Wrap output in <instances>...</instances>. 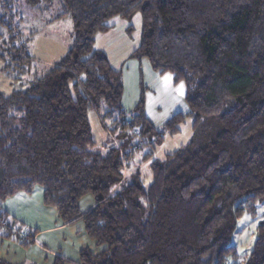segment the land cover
<instances>
[{
	"label": "trees",
	"instance_id": "obj_1",
	"mask_svg": "<svg viewBox=\"0 0 264 264\" xmlns=\"http://www.w3.org/2000/svg\"><path fill=\"white\" fill-rule=\"evenodd\" d=\"M62 2L56 17L70 14L74 37L61 59L43 65L15 33L5 38L13 64L29 77L25 87L0 92V236L34 243L37 228L4 202L41 186L59 221L82 220L100 247L80 249L79 264H264V219L245 259L232 239L238 217L257 215L264 200V0ZM138 11L142 37L133 55L187 87L190 110L175 112L164 129L146 114L144 98L127 118L121 70L95 46L112 17ZM103 106L110 117L120 114L112 120L120 140L106 150L96 147L88 114ZM188 115L191 140L155 157L156 144L180 131ZM142 144L151 146L148 184L140 170L127 169ZM87 194L96 204L82 209ZM0 264L40 263L0 257ZM51 264L69 261L57 255Z\"/></svg>",
	"mask_w": 264,
	"mask_h": 264
},
{
	"label": "rangeland",
	"instance_id": "obj_2",
	"mask_svg": "<svg viewBox=\"0 0 264 264\" xmlns=\"http://www.w3.org/2000/svg\"><path fill=\"white\" fill-rule=\"evenodd\" d=\"M9 4L8 8L0 0V92L3 93L25 87L26 78L29 77L28 73L24 76L19 72V67L13 64L14 60L6 49L5 38L10 34L15 33L16 42L25 44L28 51L43 65L61 59L71 47L74 37V24L70 14L56 17L65 10L62 0L35 5L29 4L27 0H9ZM10 23L13 31L9 29ZM109 23L111 27L108 30L96 34L95 46L106 53L113 67L121 70L122 102L127 110V118L131 119L135 108L144 98L146 114L156 127L164 129L166 121L175 112L190 110L186 100L185 81L176 82L172 72L156 70L147 56L133 55L142 37L143 20L140 11L130 19L114 16ZM107 110V106L100 109L92 107L88 113L96 147L101 150H106L115 140H120V128L113 130L112 123L113 117L119 118L120 114L115 110L113 117H110L105 114ZM180 127V131L166 133L164 140L156 144L155 157L164 158L167 152L191 140L194 133L193 116L188 115ZM129 130L130 133L133 131L131 128ZM134 138L137 141L139 135ZM150 149V144H142L136 148L127 167L129 173L140 170L145 184L150 183L153 178L151 158H144V154ZM85 197H93V194ZM257 206V215L245 211L237 220L232 239L237 246L240 260L245 259L251 252L257 236V226L264 219V200H259ZM34 209H28L27 212L34 214Z\"/></svg>",
	"mask_w": 264,
	"mask_h": 264
},
{
	"label": "crops",
	"instance_id": "obj_3",
	"mask_svg": "<svg viewBox=\"0 0 264 264\" xmlns=\"http://www.w3.org/2000/svg\"><path fill=\"white\" fill-rule=\"evenodd\" d=\"M42 192L43 187L38 186L32 193L20 191L5 200L4 207L10 214L26 222L29 227L37 228L38 232L34 235V243L29 247L0 236V257L17 262L51 264L57 255H61L69 264H79L80 249L88 246L98 251L100 247L86 233L84 222L76 220L61 223L56 208L43 203ZM95 204L94 195L84 196L80 201L82 209L91 208ZM31 208H35L34 214L27 212Z\"/></svg>",
	"mask_w": 264,
	"mask_h": 264
}]
</instances>
